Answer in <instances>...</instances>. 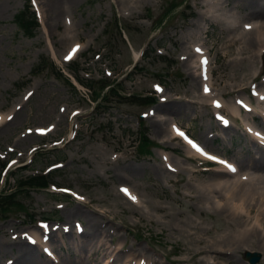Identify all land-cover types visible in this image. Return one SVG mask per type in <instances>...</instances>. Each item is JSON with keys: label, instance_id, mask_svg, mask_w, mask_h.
I'll return each mask as SVG.
<instances>
[{"label": "rangeland", "instance_id": "obj_1", "mask_svg": "<svg viewBox=\"0 0 264 264\" xmlns=\"http://www.w3.org/2000/svg\"><path fill=\"white\" fill-rule=\"evenodd\" d=\"M48 1L30 0L40 25L34 36L28 38L14 23L15 14L23 10L26 0H0V116H6L3 119L7 124L11 122L7 135L1 133L4 123H0V156L8 160V165L15 161L11 167L7 165L0 192L18 191L25 177L42 173H51L54 185L68 191L50 187L20 194L18 206L15 204L9 211H0V244H5V250L14 247V242L18 241L14 238L17 231L33 226L34 223L28 224L31 218L37 221L48 217H57L53 220L67 223L70 230L75 229L69 222H78L86 234L95 232L96 237L103 239L104 236L89 225L87 217L71 214L78 204L97 218L93 222L102 223L101 228L105 223L116 225L117 237L114 236L112 242L107 238L110 243L106 246L110 245V250L123 248L125 264H137L140 257L143 264H155L154 261L159 264H248L244 258L246 251L260 253L262 259L258 264H264L261 242L253 245V249L243 246L240 253L233 255L211 252L205 257H191L186 251L191 245L185 235L170 233V223L185 225L186 219H192L207 230L200 234L206 243H214L212 238L229 232V221L216 213L211 204L197 203L194 198L197 193L190 186L203 187L210 183L208 172H200L201 161H185L188 155L181 142L174 139L164 142L152 128L156 121L153 116L158 112L162 119L169 120L168 124L185 128L210 151L238 166L246 154L259 157L248 137L239 133L242 123L238 119L234 118V126L230 129L232 138L223 142L227 131H219L212 117V106L199 105L194 99L200 85L198 80L195 84L192 82L190 67L183 61L191 52L189 46L204 43L209 51L207 59L211 83L216 89L214 94H219L228 83L229 93L224 102L226 105L233 103L235 93L229 91L232 78L239 81L260 70L259 62L251 67L246 61L239 66L235 58L248 54L237 56L239 45L227 48L225 44L229 36L241 30L228 33L219 21H202L203 10L199 6L202 0H73L70 3L66 0L52 3L51 0L50 5ZM212 1L223 4L221 12L228 15L239 17L248 10L241 4H234L233 0ZM174 5L175 9L162 20ZM114 20L116 29L109 26ZM202 25L204 29L200 32L197 26ZM79 46L82 48L69 59L68 53ZM145 46L147 58L140 60L132 70L134 55ZM192 59L196 60L195 56ZM69 60L78 63L77 75L81 79L96 81L107 77L110 81H120L121 96L108 98L107 104H99L101 98L94 99L99 94V84H92V93L76 84L67 69ZM198 65L196 75L200 72ZM261 76H258L260 83L264 79ZM259 90L264 93V85H260ZM245 95L249 96L248 91ZM146 96H155L157 101L150 105L146 100L135 101L134 98ZM252 101L256 105L255 100ZM171 104L180 111L170 113L160 108ZM222 112L230 114L226 108ZM141 115L144 118L138 125ZM252 115L256 116L257 112ZM256 121L263 128L261 120L256 118ZM38 127L50 131L40 137L35 133ZM214 131L222 133L223 137H212ZM145 138L148 152L141 153L140 143ZM210 140L213 144L207 145ZM243 147L246 148L241 154L239 150ZM161 157H170L171 167L178 173H167V178L156 176L153 170L163 167ZM106 158L111 161L105 165ZM240 168L253 171L244 166ZM10 172L13 173L8 176ZM257 172L264 175V170ZM121 176H126L128 181L123 183L141 202L147 201L150 207L159 204L167 209L172 216L168 219L169 226L159 222L161 213L150 210L146 215H132L122 209L128 206L115 196ZM221 199L220 202L226 201L218 194L215 201ZM107 211H113L115 218L107 215ZM252 221L238 228H248ZM131 245L136 249L133 255L129 252ZM137 248L143 252L139 253ZM72 252L71 246L56 250L61 259ZM103 253L106 258L98 262ZM14 254L15 250L6 253L0 258V264L13 261ZM46 257L52 264H59L53 256ZM91 258L95 260L91 264H104L106 259L109 263L112 259L104 248Z\"/></svg>", "mask_w": 264, "mask_h": 264}, {"label": "bare ground", "instance_id": "obj_2", "mask_svg": "<svg viewBox=\"0 0 264 264\" xmlns=\"http://www.w3.org/2000/svg\"><path fill=\"white\" fill-rule=\"evenodd\" d=\"M50 1L47 2L48 5H50ZM66 1L70 3L73 0ZM54 2L55 1L52 0V3ZM232 2L234 4H241L248 10L244 15L236 17L233 15H228L227 12L222 13L221 11H223V4L212 0H202L201 2H199V6L203 10V12L201 13V20L204 22L206 20L219 21L226 26V28H223V30L228 33H231L232 31L234 33V31H236L237 29L241 30L238 34H232V36L228 37V39L225 41L227 48H231L234 45H239L237 56L248 54L247 57L235 58L236 63L239 66L243 65V63H245L246 61L249 64H252L251 67L256 62H259L260 70L264 69V64L262 63L260 58L261 51H264V0H233ZM244 25H247L246 28H244ZM197 29H199V31L201 32L204 27L203 25L202 27L197 26ZM194 34L195 33L190 35V39H192V36ZM203 44H193L192 46H189L191 52L183 59L188 67H190V73H188L189 75H191L192 82L195 84L198 80L200 85V91L195 95L194 99L196 100V102H199V105L205 106L211 104L214 106V102H219L220 109L225 106V108L229 110L231 115H233L234 117H242L241 119L243 123L253 122V117L244 115L243 111L240 109L241 105L245 108V111L247 109H250L248 107L249 102L247 100L249 98L240 97L237 100L240 103L235 102L232 104L231 102H229V104L226 105L224 99L229 93L226 90V88L228 87V83L224 87H222V89L219 90V94L216 95L214 94V91L216 89L213 87V82H210V76L204 71V69L201 68L198 75H196V64L198 63L200 64V66L204 67V65L201 64V61L206 60V54L207 52H209L206 51V48ZM81 48L82 46L74 47L68 54H70V56L72 57ZM74 49L75 52L73 51ZM197 49H200V52H197ZM138 53L134 55L135 59L137 58ZM194 56L196 60L192 59ZM260 70L259 72H261ZM232 81V86H230L229 88L230 93L245 94L246 91H248V89L250 88L251 84L257 82V75H249L248 78L241 79L239 81L236 77H234L232 78ZM258 85H264V81H261V83H259ZM205 86H207V88L209 89V92L207 94H205L204 92ZM234 88H236V90L232 91V89ZM254 91V96L256 98V101L258 102V109L262 110L260 115L264 121V99H261V97H264V93L259 94L257 90ZM160 108L161 110L166 112L168 111L170 113H178L180 111V108L175 104L167 105L164 107L161 106ZM156 113V116H153L156 118V121L152 126L153 132L163 138L164 142L168 141L169 139H175L176 137H178L179 135L177 134L176 130L180 129H176L173 124L171 125V123L168 124L169 120H166L165 118L162 119L159 113ZM4 117L6 116H0V123H4V126L1 128V131L3 132L1 133H5L7 135V132L10 129L11 122L7 124L3 119ZM263 121L262 125L264 128ZM37 129H41V127H38ZM245 130L247 131L246 133L251 137V139L249 140L253 144V149L256 151L255 154L258 153L259 157L246 154L244 155L245 157L242 158L240 166H244L246 169H251L253 171H241V168L240 166H238V164H236V166H232L231 163L226 162L218 155L208 152L206 150V146L204 147L205 149L203 148L202 155H198L187 150L188 155L190 154L200 159L204 158L206 160L214 161L219 164V168H211L207 171H200L203 173L208 172V177L210 178V183L208 185L203 187H196L192 185L190 186V188L197 193L194 196L197 203L211 204L213 210H215L216 213L224 215V217L229 221L227 223L229 232L224 236H219L215 239L212 238L211 242L214 241V243H206L207 240L202 238L200 234L203 231L206 232L207 230L205 228H200L192 219H186L187 223L185 225H171L170 223L171 229L169 230L171 231V234L177 233L185 235V238L191 245V247H188L186 251L190 253L191 257H205L211 252H220L224 255H233L237 252L240 253V249L243 246H249L251 247L250 249H253V245L258 244L259 242L263 243V245L260 246V249L264 250V236L262 235V233H264V175L258 174L257 172L259 170H264V148L262 147V145H264V136H262V134L257 131L254 126L251 127L250 125H246ZM47 131L48 130L44 129L45 133ZM225 131H227V136L225 137V139L223 138V142H225L226 139L230 140L232 138L230 134V127L225 128ZM213 135L217 136L221 134L213 133ZM208 144H213V140L207 141V145ZM244 148L246 147L240 148L239 151L241 152V154H243L242 151L244 150ZM209 156L214 157V159H209ZM109 161H111V159L106 158L104 161L105 165L109 163ZM115 161L117 160H114V162ZM185 161L189 162L187 159H185ZM161 165L163 167L158 166L153 170L156 176L163 175V177H166L167 173H178L177 169H173L171 167L172 165L170 157H161ZM228 165H231L233 168H235V171H231ZM125 169L127 170L128 168L125 167ZM138 171L139 169L136 170V172ZM130 172L132 173L131 175L135 176L136 173L132 169H130ZM119 179H121L122 182L118 184V193L116 191L115 196L121 198L124 201L122 203L123 205L128 206V208L123 207L122 209L127 210L132 215H146L145 213H149L150 210L156 213H161L159 222L163 225L169 226L168 219H170L172 216L166 212V208L162 207L159 204L150 207L152 205H148L147 201L141 202V200L138 199L137 195L131 192L127 188L125 183H123L125 181H128L126 176H121ZM122 189H127L129 195H126L125 192L122 191ZM218 194H220V197L226 198V201L220 202L222 201V199L215 201V199L218 198ZM130 196H134L136 198L135 201H133ZM91 202L92 201H90V203ZM85 211L86 210H84L81 205L77 204L75 206V209L70 212H72L71 214L73 216H76L74 214L76 213L87 217L89 225L96 230V233L100 232V234L104 236L103 239L99 236L96 237L95 232H91L89 234H86L85 232L78 235L76 232L77 230L70 231L68 229V224L66 223L64 224V226H67L62 227V232L53 231L48 238L41 242H38L39 240H41L42 236L39 235L37 231H32L31 227H28L24 231L28 232V234L21 233V235L17 236L19 239L17 242H14V244H16L14 247H9L8 249H6V251L4 248L5 244H0V258L3 257L6 253H12L15 250L13 261L9 262L8 264H52L50 260L47 259L46 256H44V250H52L51 256H54L55 259H58L56 262H58L59 264H77L84 262H86V264H91V262L95 261L93 258H91L94 253L100 251L101 248H104V250H106V252H108V254L112 257L109 263L108 259H106L104 264H125V262H123V248L119 247L117 249L110 250V245L108 247L106 246L108 243L112 242V238L114 236L117 237V234L115 233L116 225L112 227L111 225L109 226L108 223H105L101 228L102 223L99 224L93 222L97 218L94 215H91L88 211ZM141 211L142 213H140ZM108 214L112 215L113 218H115V213L113 211H107V215ZM140 218L142 217L140 216ZM252 219V226L248 228L246 226L243 229L238 228L240 226H243L244 223L248 224ZM74 223L75 222H69V224L71 225H74ZM234 225L236 226V228H234ZM186 226L187 228H185ZM26 236H30L31 239H33L34 243H36V245H28V241L26 240L25 242H23L21 238H24ZM82 237H85V240H80ZM63 238H66L68 242H66ZM107 238H110V242L107 241ZM42 245H45L44 248L42 247ZM63 246H71L73 252L71 254L67 253L65 257H62L61 259L60 257H58V254H56V250H61ZM135 250V246L131 245V247L129 248V252L132 251L131 255L136 252ZM137 251L139 253L143 252V250L139 248H137ZM39 253L42 254L45 258L43 259V257H41ZM105 256L106 253H103L101 255V258L97 261H103L102 259L106 258ZM141 260L142 257L137 260V264H143ZM235 262H238V260H235ZM154 263L159 264L155 261ZM206 264L210 263L206 262Z\"/></svg>", "mask_w": 264, "mask_h": 264}, {"label": "trees", "instance_id": "obj_3", "mask_svg": "<svg viewBox=\"0 0 264 264\" xmlns=\"http://www.w3.org/2000/svg\"><path fill=\"white\" fill-rule=\"evenodd\" d=\"M14 23L16 24L17 28L28 38H32L35 34V31L38 27V24L36 22V18L35 15L33 13V11L30 9V6L28 3L25 4L23 10L19 11L15 16H14ZM117 28V22L116 20H114V24H113V29ZM42 61V60H41ZM40 61V62H41ZM78 64L76 62H71L68 65V69L70 70V72H72V74H74L75 79L82 84L83 86H85L86 88H88L89 90L93 89V83L94 84H99V94H97V96H95V101L98 100L99 98H101L100 101H105L107 102V98L109 96H118V84H114V81H107V80H98V81H92V80H87V79H81L77 74L78 68H77ZM41 70V69H40ZM40 70H38L37 72H39ZM37 72H33V73H37ZM114 84V85H113ZM106 90V92H104V90ZM135 101H144L142 99L139 98H135ZM147 102V101H145ZM150 101H148L147 103H149ZM146 103V104H147ZM147 139L145 138V143L141 146V152H147V150L145 149V147L147 146ZM5 163L4 162H0V171L1 169L4 167ZM51 182L50 177H44V176H36V177H28L26 178L24 181H21L20 186L21 189H19L16 192H10L8 194H0V211L2 212H6L9 211L12 207H14V205L16 204L18 206V196L20 194H23L25 192H28L31 189L34 188H45L48 183Z\"/></svg>", "mask_w": 264, "mask_h": 264}, {"label": "snow or ice", "instance_id": "obj_4", "mask_svg": "<svg viewBox=\"0 0 264 264\" xmlns=\"http://www.w3.org/2000/svg\"><path fill=\"white\" fill-rule=\"evenodd\" d=\"M73 51L75 52V49H74ZM196 51H197V52H200V49H197ZM68 58L70 59L71 56H69ZM201 64H202V65H206V64H207V60H202V61H201ZM157 91H160V89L158 88ZM204 92H205V94H207V93L209 92V89L207 88V86L204 87ZM261 99H264V97H261ZM237 103H240V102L237 101ZM214 107H216L217 109H219V108H220V104H219V102H214ZM222 122L225 124V126H227L228 123H229L227 120H223ZM174 130H176V129H174ZM176 131H177V134H178L180 137H182L183 139L186 140V142L191 146V148H192L193 150H195L197 153L203 154L201 147H198V145H197L196 143H194L190 138H188L187 135H186L184 132H182V131H180V130H176ZM208 158H209V159H214V157H212V156H209ZM14 164H15V161H13L11 164H9L8 167H11V166L14 165ZM228 167H229V169H230L231 171H235V168H233L231 165H228ZM122 191L125 192L126 195H129L127 189H122ZM77 198L79 199L80 197H77ZM130 198H131L133 201H135V199H136L134 196H130ZM77 230H78V231H82V228H81L80 225H77ZM66 231H67V229H66ZM45 238H47V237H45ZM29 240H30L31 243H34V241H32L30 238H29Z\"/></svg>", "mask_w": 264, "mask_h": 264}, {"label": "water", "instance_id": "obj_5", "mask_svg": "<svg viewBox=\"0 0 264 264\" xmlns=\"http://www.w3.org/2000/svg\"><path fill=\"white\" fill-rule=\"evenodd\" d=\"M250 260H251V262H255V261H256V259H255V258H251Z\"/></svg>", "mask_w": 264, "mask_h": 264}]
</instances>
